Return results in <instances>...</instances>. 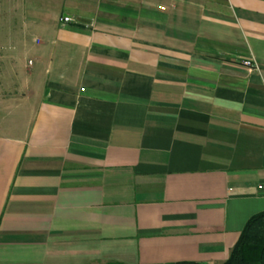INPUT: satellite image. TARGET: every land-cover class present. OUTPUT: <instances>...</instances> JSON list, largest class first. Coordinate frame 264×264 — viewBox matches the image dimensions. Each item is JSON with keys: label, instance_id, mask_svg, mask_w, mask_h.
Segmentation results:
<instances>
[{"label": "crops", "instance_id": "obj_1", "mask_svg": "<svg viewBox=\"0 0 264 264\" xmlns=\"http://www.w3.org/2000/svg\"><path fill=\"white\" fill-rule=\"evenodd\" d=\"M260 213L264 0L0 3V264H224Z\"/></svg>", "mask_w": 264, "mask_h": 264}, {"label": "trees", "instance_id": "obj_2", "mask_svg": "<svg viewBox=\"0 0 264 264\" xmlns=\"http://www.w3.org/2000/svg\"><path fill=\"white\" fill-rule=\"evenodd\" d=\"M224 264H264V213L248 221L230 258Z\"/></svg>", "mask_w": 264, "mask_h": 264}, {"label": "built area", "instance_id": "obj_3", "mask_svg": "<svg viewBox=\"0 0 264 264\" xmlns=\"http://www.w3.org/2000/svg\"><path fill=\"white\" fill-rule=\"evenodd\" d=\"M63 24H72L74 23L73 19L71 17L65 16L62 17L60 20ZM244 65L250 68H256L258 69V65L256 64V62H254V60H247L244 61Z\"/></svg>", "mask_w": 264, "mask_h": 264}, {"label": "rangeland", "instance_id": "obj_4", "mask_svg": "<svg viewBox=\"0 0 264 264\" xmlns=\"http://www.w3.org/2000/svg\"><path fill=\"white\" fill-rule=\"evenodd\" d=\"M3 1H6V0H0V3L3 2Z\"/></svg>", "mask_w": 264, "mask_h": 264}]
</instances>
